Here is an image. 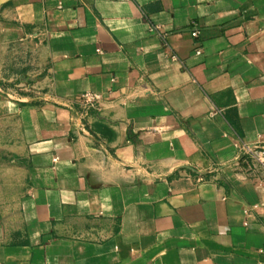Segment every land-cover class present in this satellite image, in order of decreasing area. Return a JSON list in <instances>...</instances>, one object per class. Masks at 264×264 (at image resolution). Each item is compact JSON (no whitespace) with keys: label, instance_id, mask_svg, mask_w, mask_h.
Returning a JSON list of instances; mask_svg holds the SVG:
<instances>
[{"label":"crops","instance_id":"1","mask_svg":"<svg viewBox=\"0 0 264 264\" xmlns=\"http://www.w3.org/2000/svg\"><path fill=\"white\" fill-rule=\"evenodd\" d=\"M0 48L42 75L0 88V264H264V0H0Z\"/></svg>","mask_w":264,"mask_h":264},{"label":"rangeland","instance_id":"2","mask_svg":"<svg viewBox=\"0 0 264 264\" xmlns=\"http://www.w3.org/2000/svg\"><path fill=\"white\" fill-rule=\"evenodd\" d=\"M36 51L29 48L10 50L0 48V88H9V93L22 92L37 94L41 92L39 79L41 66ZM41 75V76H40ZM40 96V94H39Z\"/></svg>","mask_w":264,"mask_h":264},{"label":"built area","instance_id":"3","mask_svg":"<svg viewBox=\"0 0 264 264\" xmlns=\"http://www.w3.org/2000/svg\"><path fill=\"white\" fill-rule=\"evenodd\" d=\"M152 30L156 29V26H151ZM193 37L199 36V30L196 26H194L193 31L191 32ZM201 49L197 50V53H200ZM99 100V95L93 93H85L80 102L87 108H94L96 101ZM242 155H248L250 157L251 162L254 165L259 166L262 170H264V148H251L248 145L242 146Z\"/></svg>","mask_w":264,"mask_h":264}]
</instances>
